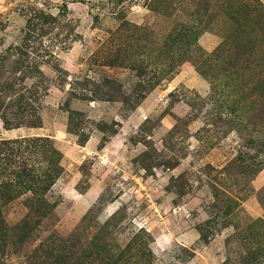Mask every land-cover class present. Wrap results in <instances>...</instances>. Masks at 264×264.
Returning <instances> with one entry per match:
<instances>
[{
    "label": "rangeland",
    "instance_id": "1",
    "mask_svg": "<svg viewBox=\"0 0 264 264\" xmlns=\"http://www.w3.org/2000/svg\"><path fill=\"white\" fill-rule=\"evenodd\" d=\"M260 8L0 0V140L48 142L63 169L49 213L30 192L1 207L0 264H264V166L230 165L264 162V100L228 113L264 82ZM26 145L0 159L50 165Z\"/></svg>",
    "mask_w": 264,
    "mask_h": 264
},
{
    "label": "trees",
    "instance_id": "2",
    "mask_svg": "<svg viewBox=\"0 0 264 264\" xmlns=\"http://www.w3.org/2000/svg\"><path fill=\"white\" fill-rule=\"evenodd\" d=\"M259 12L264 15V8H260ZM226 42L220 45L215 49L214 52L207 54L208 58H214L218 56L224 50L226 46ZM245 92H244V91ZM234 92V93H233ZM230 95L234 96L236 94L239 95L240 100H234L231 102L228 107L229 114H233L235 118L239 119L244 113H249L251 108H255L259 106L260 101L264 100V82H260L258 84L253 85L251 89L245 90L242 88L240 91H233ZM248 101L249 104H239L242 102ZM9 108V106H8ZM245 108V110H244ZM243 114V115H242ZM245 116V115H244ZM3 123L6 125V129H11L13 127H9L10 121L3 116ZM239 126H241V122H238ZM31 137H23L17 136L12 139H2L0 140L1 145H15L26 143L28 145L24 146L25 152L31 150L32 152H36L41 150V154L46 153L49 154L48 161L50 165H46L45 167L41 165H13L10 157L0 159V209L3 207L6 202L14 200L19 197L23 192H30L31 197L27 199L26 206L29 208L31 213L36 212H45L49 213L51 211V205L46 201L45 195L51 189L56 179L59 177L60 173L63 171L60 160V153L52 146L49 145L48 142L42 144L41 147H37L36 145L29 144V141H32ZM42 141L41 139H36ZM260 147L264 146V144H260ZM39 148V149H38ZM9 151L10 155L13 154V151L8 149H2L0 147V154H4L5 151ZM260 151V150H259ZM248 160H244L241 155H238L236 158L232 160L230 165H234L237 171L242 175L253 174L260 170L264 165L263 161L260 160H251L250 165H254L256 169H248L246 167ZM38 171V172H36ZM40 171V172H39ZM29 220H23L21 223L28 224ZM1 222V220H0Z\"/></svg>",
    "mask_w": 264,
    "mask_h": 264
}]
</instances>
